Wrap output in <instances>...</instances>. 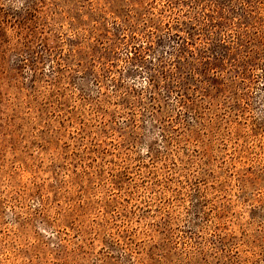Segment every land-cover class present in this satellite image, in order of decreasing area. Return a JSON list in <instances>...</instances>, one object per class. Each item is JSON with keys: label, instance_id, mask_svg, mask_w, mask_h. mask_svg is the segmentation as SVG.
<instances>
[{"label": "rangeland", "instance_id": "1", "mask_svg": "<svg viewBox=\"0 0 264 264\" xmlns=\"http://www.w3.org/2000/svg\"><path fill=\"white\" fill-rule=\"evenodd\" d=\"M166 6L0 0V264H264V48L183 109Z\"/></svg>", "mask_w": 264, "mask_h": 264}, {"label": "trees", "instance_id": "2", "mask_svg": "<svg viewBox=\"0 0 264 264\" xmlns=\"http://www.w3.org/2000/svg\"><path fill=\"white\" fill-rule=\"evenodd\" d=\"M167 6L161 15L168 18L165 25L164 38L172 40L175 48H172L171 57L175 70H161L156 75L150 77L151 87L163 91L166 97H175L183 109L189 110L193 100L190 93L195 95L201 92L203 98L209 95V91L214 90L211 81L218 78L213 75L212 80L209 75L212 71L225 67L231 57H243L241 62L232 60L230 64H239L247 67L253 63L254 57L258 56L259 49L264 48V31L262 24L258 20V9L264 6L263 0H166ZM236 5V9H234ZM185 6L188 11L185 17L189 18L193 12H201V16H194L187 22H182L180 12L176 8ZM229 10L231 17L237 20L230 23L226 10ZM185 18V19H187ZM130 20V19H129ZM151 19L149 22H152ZM175 29V30H174ZM224 29V30H223ZM235 29V30H233ZM157 30V29H156ZM227 35V41L217 40V36H222L221 31ZM175 32V33H174ZM205 32L206 42L198 57H196L195 46L200 34ZM174 38V39H171ZM226 50L224 54L220 51ZM136 51V49H135ZM139 52L134 53L133 62L136 65H143L144 61L139 57ZM190 60L186 62V60ZM179 71L186 73L184 79ZM217 83V82H215ZM210 84V85H209ZM203 86L207 88H203ZM216 89V87H215ZM156 96L157 93H156ZM152 103L156 101L155 95L151 96Z\"/></svg>", "mask_w": 264, "mask_h": 264}]
</instances>
